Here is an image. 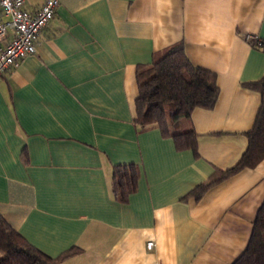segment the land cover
<instances>
[{
    "label": "crops",
    "instance_id": "crops-1",
    "mask_svg": "<svg viewBox=\"0 0 264 264\" xmlns=\"http://www.w3.org/2000/svg\"><path fill=\"white\" fill-rule=\"evenodd\" d=\"M249 35L264 40V0H59L37 52L0 75V214L48 256L80 248L59 264H232L264 203V159L186 196L247 147L261 95L244 83L264 75ZM178 41L220 88L213 109L171 121L199 135L197 154L134 120L138 67ZM121 164L140 171L126 202Z\"/></svg>",
    "mask_w": 264,
    "mask_h": 264
},
{
    "label": "trees",
    "instance_id": "trees-1",
    "mask_svg": "<svg viewBox=\"0 0 264 264\" xmlns=\"http://www.w3.org/2000/svg\"><path fill=\"white\" fill-rule=\"evenodd\" d=\"M259 48L262 43L256 44ZM138 96L135 100V123L145 127L156 123L165 137H173L177 149H192L197 154L199 135L194 130L171 132V121L187 118L196 108L213 109L220 88L217 74L198 67L189 58L182 41L153 54L149 64L140 65L136 71ZM261 95V105L254 126L245 133L247 147L231 167L217 169L207 180L195 187L186 197L200 199L207 190L243 168H254L264 159V75L258 80L244 83ZM167 109L170 115L167 114ZM135 164L115 167L112 189L121 201L126 202L135 192L139 180ZM185 197V198H186ZM78 247L51 257L32 245L6 218L0 214V264H59L76 255ZM232 264H264V203L260 207L248 246Z\"/></svg>",
    "mask_w": 264,
    "mask_h": 264
},
{
    "label": "built area",
    "instance_id": "built-area-1",
    "mask_svg": "<svg viewBox=\"0 0 264 264\" xmlns=\"http://www.w3.org/2000/svg\"><path fill=\"white\" fill-rule=\"evenodd\" d=\"M27 0H0V75L18 67L28 56L37 52L41 31L54 17L59 0H45L36 10L27 7ZM251 42L261 44L262 40L249 35ZM147 247L151 249L153 242Z\"/></svg>",
    "mask_w": 264,
    "mask_h": 264
}]
</instances>
